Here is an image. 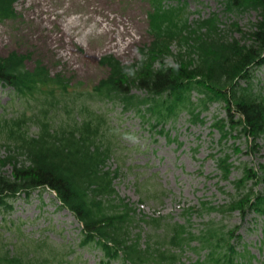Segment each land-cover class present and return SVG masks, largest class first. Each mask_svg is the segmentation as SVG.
Masks as SVG:
<instances>
[{"label":"trees","instance_id":"1","mask_svg":"<svg viewBox=\"0 0 264 264\" xmlns=\"http://www.w3.org/2000/svg\"><path fill=\"white\" fill-rule=\"evenodd\" d=\"M17 1L0 0V22L17 16ZM164 1L151 0L152 40L141 49L142 57L127 64L114 53L104 54L99 62L106 73L90 89L62 72L53 73L42 60L29 66L31 53L0 54V82L21 103L16 114L0 115V144L7 148L0 155V211L8 213L17 197L49 187L82 223V244L103 252L100 264H178L188 248L208 251L183 264H254L238 229L209 221L194 230L190 216L221 209L264 218V163L258 168L243 164L242 176L234 181L236 193L226 204L206 200L185 208L186 223L172 215L140 218L116 189L119 169L109 165L114 135L108 133L116 128L93 101H112L143 115L150 112L160 126L182 108L199 120L198 102L192 99L198 90L204 105L225 103L227 118L214 123L224 137L237 130L248 139L250 150L264 139V90L254 80V70L264 65V0H222L226 12H257L248 28L236 21L222 27L218 13L192 23L184 16L185 5L166 7ZM237 31L240 37L234 35ZM7 166L9 171L3 169ZM218 166L226 178L234 167L228 154L218 157ZM258 185L263 188L258 190ZM140 220L150 226L146 239L141 231L134 232ZM2 228L0 264H55L67 256L47 239H37L36 249L27 241L15 247Z\"/></svg>","mask_w":264,"mask_h":264},{"label":"rangeland","instance_id":"2","mask_svg":"<svg viewBox=\"0 0 264 264\" xmlns=\"http://www.w3.org/2000/svg\"><path fill=\"white\" fill-rule=\"evenodd\" d=\"M164 4L185 5L184 16L192 23L218 13L222 27L236 21L245 28L257 18L254 10L226 12L222 0H165ZM15 6L17 16L0 22V54L11 50L31 53L29 66L42 60L53 73L72 77L83 89H90L105 75L106 69L99 62L102 55L114 53L130 64L142 57L141 49L152 40L151 0H18ZM234 35L241 34L237 31ZM172 49H178L177 43ZM166 61L172 63L173 58L167 57ZM254 75L255 86L263 91L264 65L256 68ZM134 92L144 94L139 89ZM202 97L204 94L198 90L192 92L193 101L198 102L195 112H200L199 120H193L191 111L182 108L160 126L155 125L150 112L143 115L137 110H124L112 101H93L116 128L115 132L108 131L114 135V155L109 165L119 169L116 189L136 207L138 217L172 215L173 220L186 223L185 208L199 207L206 200L217 206L226 204L236 193L234 181L242 176L243 164L258 168L264 163V139L257 149L250 150L248 139L237 130L224 137L214 123L227 118L225 103L213 101L204 105L199 101ZM20 106L10 86L0 82V115L16 114ZM6 153L7 148L0 144V155ZM225 154L234 165L227 178L218 166V157ZM3 169L9 171L10 166ZM262 188L263 185L257 186L258 190ZM190 217L194 230L204 228L209 221L238 229L243 243L254 254L252 262L264 263L263 217L253 213L242 217L238 211L221 209H205ZM0 225L15 247L27 241L31 249H36L37 239H47L51 247L68 252L62 264H98L101 259L100 249L82 245L79 220L61 206L49 188L17 197L11 211H0ZM138 231L146 239L150 226L140 220L134 227L135 234ZM207 251L198 253L188 248L182 259L189 263L200 255L204 257Z\"/></svg>","mask_w":264,"mask_h":264},{"label":"bare ground","instance_id":"3","mask_svg":"<svg viewBox=\"0 0 264 264\" xmlns=\"http://www.w3.org/2000/svg\"><path fill=\"white\" fill-rule=\"evenodd\" d=\"M126 45L123 47V49H125Z\"/></svg>","mask_w":264,"mask_h":264}]
</instances>
